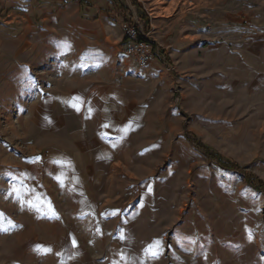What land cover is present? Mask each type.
Returning <instances> with one entry per match:
<instances>
[{"label": "rangeland", "instance_id": "obj_1", "mask_svg": "<svg viewBox=\"0 0 264 264\" xmlns=\"http://www.w3.org/2000/svg\"><path fill=\"white\" fill-rule=\"evenodd\" d=\"M234 10L243 21L226 26ZM17 13L30 23L22 39L1 30ZM140 13L156 61L118 79L137 90L126 160L141 196L106 206L126 213L108 242L132 264H264V189L246 179L264 181V0H0V264H78L53 253L83 241L54 240L77 227L82 202L48 173L55 148L87 125L65 90L122 72L121 25L131 14L143 24ZM192 137L243 170L222 168Z\"/></svg>", "mask_w": 264, "mask_h": 264}, {"label": "crops", "instance_id": "obj_2", "mask_svg": "<svg viewBox=\"0 0 264 264\" xmlns=\"http://www.w3.org/2000/svg\"><path fill=\"white\" fill-rule=\"evenodd\" d=\"M82 5L79 2V12L84 17L85 11ZM123 5L130 9L126 3L121 7ZM243 15V11L234 10L232 13L224 12L222 19L226 26L229 23L238 26L243 21ZM17 18L7 21V26L2 27L1 30L6 34L10 33L13 39H22V36L26 35L25 33L29 30L30 23L24 19L23 13H17ZM261 29L260 27L256 29V33H261ZM2 34L3 32L0 33L1 36ZM242 41L243 39H238L237 50L247 48L246 44L241 45L244 43ZM257 43L249 46L262 48L263 45ZM121 46L124 49L123 37ZM25 48L27 47L25 46ZM116 52L113 49L115 55ZM124 57L126 58L125 67L121 73L115 74L118 77L112 75V82L98 79L96 83L83 87L80 92L72 88L65 90L67 97L71 95L75 99V104L79 108L78 112L81 110L80 117L86 119L87 125L79 134H75L74 140L71 141L72 146L70 145L68 149L55 148L57 152L51 157L48 173H52L49 177L55 180L56 186H61L68 193H77L81 196L82 202L80 211L75 212L72 221L76 223L77 227L73 230L70 228L60 230L58 237L55 233V239H53L71 240L75 237L83 239V241L68 244L67 247L63 246V242L59 249H53V253L58 251L61 255H77L78 264L87 262L88 259L85 256L91 253L100 255L99 264H132L130 250L123 247L124 245L122 248L117 247L116 244H110L107 239L109 236H114L115 229L111 223L119 219L123 220L126 213L122 208L115 212L113 208L106 206L127 205L141 196L136 191L138 186L136 176L128 175L130 165L126 160V147L132 145L130 139L133 136V128L139 120L137 90L136 85H126L119 81L120 79L125 80L127 77L130 78L129 65H135L136 61L128 56ZM101 68L106 69L105 67ZM67 97L66 102L70 99ZM55 99L53 102L55 107L56 104H61L59 100L63 101L59 97ZM142 185L141 182L140 186ZM128 188L131 189L130 194ZM95 238L100 241V246H97L98 250H96L97 239ZM121 244L118 242V245ZM71 261L73 259L68 258V263Z\"/></svg>", "mask_w": 264, "mask_h": 264}, {"label": "built area", "instance_id": "obj_3", "mask_svg": "<svg viewBox=\"0 0 264 264\" xmlns=\"http://www.w3.org/2000/svg\"><path fill=\"white\" fill-rule=\"evenodd\" d=\"M125 56L136 61L138 67H146L154 61L155 52L149 44V36L143 24L134 14L129 15L121 25Z\"/></svg>", "mask_w": 264, "mask_h": 264}, {"label": "trees", "instance_id": "obj_4", "mask_svg": "<svg viewBox=\"0 0 264 264\" xmlns=\"http://www.w3.org/2000/svg\"><path fill=\"white\" fill-rule=\"evenodd\" d=\"M126 12H129V8L125 7L124 8ZM140 18L146 17L143 13H140ZM143 25H144V30L147 31V29L149 28V21L145 18L143 20ZM149 44L152 46L153 51L155 52L157 49V45L154 44L153 41L149 40ZM194 141V143L196 144V147H198L199 149H201L202 152H204V154L211 160H214L217 162V164H219L222 168L226 169V170H238V171H242L243 167L240 166L238 163L236 162H230L227 160H224L219 154L215 153L212 151V149L210 147H208L207 145H205L204 143H200L198 140H196L194 137L190 138ZM247 177L246 179L249 181L248 183L251 184L253 187H255V189H264V181H261L259 179H257V177L255 175H251V174H246Z\"/></svg>", "mask_w": 264, "mask_h": 264}, {"label": "snow or ice", "instance_id": "obj_5", "mask_svg": "<svg viewBox=\"0 0 264 264\" xmlns=\"http://www.w3.org/2000/svg\"><path fill=\"white\" fill-rule=\"evenodd\" d=\"M72 106H73V107H76V108H77V110H79V108H78V106H77L76 104H73ZM46 251H47V250H46ZM152 255H153V256H155V255H156V253H155V252H153V253H152Z\"/></svg>", "mask_w": 264, "mask_h": 264}]
</instances>
